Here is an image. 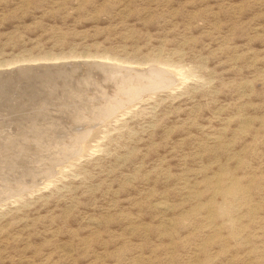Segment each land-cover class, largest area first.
I'll list each match as a JSON object with an SVG mask.
<instances>
[{
	"label": "rangeland",
	"instance_id": "374dc122",
	"mask_svg": "<svg viewBox=\"0 0 264 264\" xmlns=\"http://www.w3.org/2000/svg\"><path fill=\"white\" fill-rule=\"evenodd\" d=\"M0 198V264H264V0H0Z\"/></svg>",
	"mask_w": 264,
	"mask_h": 264
},
{
	"label": "bare ground",
	"instance_id": "6f19581e",
	"mask_svg": "<svg viewBox=\"0 0 264 264\" xmlns=\"http://www.w3.org/2000/svg\"><path fill=\"white\" fill-rule=\"evenodd\" d=\"M43 63V62H42ZM69 63V62H68ZM107 65H109V64H105V66L104 65H102L104 68H110L111 69V73L113 74V78L115 77L116 79H120L121 80V82L122 81H125V82H123L124 84H127V85H131V87H132V85H135V84H140V81L142 80V79H145V78H148V79H150V78H154V77H151V73H155V74H159V75H161V74H163V73H165V72H167L166 70H164V69H159V68H156V67H153V66H150V67H147V68H135V67H132V68H123V67H121V66H118V65H113V66H107ZM93 66V65H92ZM138 67H141V66H138ZM64 70V69H63ZM105 70V69H104ZM126 71L125 73H123L122 71ZM110 72V71H109ZM132 72H135V75L132 73ZM96 73H97V71H96ZM102 72H100L99 74H101ZM104 74V76L103 77H106L107 76V74L105 73V72H103ZM133 74V75H132ZM150 74V75H149ZM98 75V74H97ZM112 76V75H111ZM131 76H132V78H131ZM138 76V77H137ZM98 77H100L99 75H98ZM101 77H102V75H101ZM135 77H137L138 79H135ZM113 81L114 80H112V83H113ZM76 82V81H75ZM114 84V83H113ZM116 85V84H115ZM120 85V84H119ZM60 86V85H59ZM121 88V87H120ZM143 88V87H142ZM150 88H152L151 86H150ZM116 89V88H115ZM129 89V88H128ZM110 90V89H109ZM111 91V90H110ZM113 92H115V91H113ZM141 94V93H140ZM127 95V94H126ZM134 97H138V95L136 96H134ZM117 101V100H116ZM129 101H130V99H129ZM122 102H126V101H122ZM119 106H122V104L121 105H117V106H113V105H111V107H104L100 112L102 113V114H104L105 115V117L106 116H108V115H110V114H112L113 113V110L115 109V108H118ZM108 110V111H107ZM99 112V113H100ZM30 116V115H29ZM19 123V122H18ZM17 127V126H16ZM18 128V127H17ZM93 128V127H92ZM83 129V128H82ZM83 131V130H82ZM89 131L90 130H86L85 132H83V133H80L79 135H77V138H79V141L80 140H82L81 138H82V136H84L85 134H87V132L89 133ZM65 140V139H64ZM61 141V140H60ZM65 149H67V146H65ZM72 150V149H71ZM64 151V150H63ZM73 151V150H72ZM62 152V151H61ZM71 153V152H70ZM61 154H63V153H61ZM68 155V154H67ZM69 156V155H68ZM61 157H62V155H61ZM64 157V156H63ZM67 157V156H66ZM15 158V157H14ZM59 158L60 157H48L47 159L49 160H51L52 159V161H49V162H44V160H46V159H42V158H36L35 160L36 161H38V163H42L43 164V162L44 163H49V164H51L50 166L49 165H47L48 167H46V168H48L49 169V171H48V169H47V173L46 172H44V173H46V177L45 178H47L49 175H51V174H53V171L54 170H50L51 169V166H53V164L55 163V161H59ZM68 158V157H67ZM10 160H12V159H10ZM47 160V161H48ZM54 161V162H53ZM37 163V162H36ZM37 163V164H38ZM57 163V162H56ZM45 164H43V166H44ZM42 166V165H41ZM13 167V166H12ZM38 167H39V164H38ZM39 168H41V167H39ZM43 168V167H42ZM41 168V169H42ZM46 168L44 169V170H46ZM26 170H28V169H26ZM31 171V170H30ZM29 171V172H30ZM38 172V171H37ZM40 172H41V170H40ZM43 172V171H42ZM55 172V171H54ZM18 173H20V172H18ZM32 172H30V173H28V174H31ZM23 174H25V173H23ZM26 174H27V171H26ZM27 174V175H28ZM35 174V173H34ZM37 174V173H36ZM55 174H56V172H55ZM38 175V174H37ZM11 176V175H10ZM31 176H33V175H31ZM41 176V175H40ZM40 176H38V177H40ZM16 177V176H15ZM14 177V179H16ZM19 177H20V175H19ZM37 177V176H36ZM43 177V176H42ZM22 178V177H21ZM27 178H30V177H27ZM33 178H35V177H33ZM44 178V179H45ZM49 178V177H48ZM14 179H11V181L12 180H14ZM20 178H18V180H19ZM24 179H25V176H24ZM41 179V178H40ZM44 179H42L43 181H44ZM10 180V179H9ZM35 180H38V178L37 179H35ZM41 180V181H42ZM46 180V179H45ZM21 181H23V180H21ZM25 181V180H24ZM14 182V181H13ZM46 182V181H45ZM16 183V182H15ZM32 183H33V181H32ZM31 183V184H32ZM17 184H19L20 186H21V183H17ZM35 184H36V182H35ZM14 185V184H13ZM26 185V184H25ZM12 186V185H11ZM15 186V185H14ZM18 185H16L15 187H17ZM23 186V185H22ZM22 186H21V188H22ZM32 186V185H31ZM5 187V186H4ZM25 188H28V187H25ZM18 189H20V187L18 188ZM19 193V192H18ZM1 199V198H0Z\"/></svg>",
	"mask_w": 264,
	"mask_h": 264
}]
</instances>
